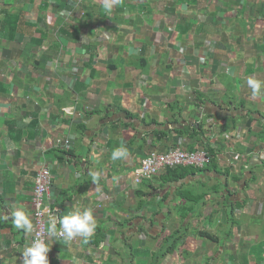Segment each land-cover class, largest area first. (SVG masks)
Here are the masks:
<instances>
[{
	"label": "crops",
	"instance_id": "0c3cea01",
	"mask_svg": "<svg viewBox=\"0 0 264 264\" xmlns=\"http://www.w3.org/2000/svg\"><path fill=\"white\" fill-rule=\"evenodd\" d=\"M249 78L264 81V0H0V264H22L33 232L5 216L22 207L34 229L44 167L54 216L79 205L97 222L88 243L51 236L49 264H264V88ZM178 148L217 164L133 183L152 150Z\"/></svg>",
	"mask_w": 264,
	"mask_h": 264
},
{
	"label": "clouds",
	"instance_id": "9594fccd",
	"mask_svg": "<svg viewBox=\"0 0 264 264\" xmlns=\"http://www.w3.org/2000/svg\"><path fill=\"white\" fill-rule=\"evenodd\" d=\"M118 3L119 0H103V7L107 12H111L113 7ZM247 85L252 90V95L256 96L264 88V81L249 78ZM128 155L127 147L121 146L112 151L111 159L116 161L127 158ZM92 176L94 183L100 178L99 173H92ZM5 219H11L15 228L23 230L25 233L30 234L34 230L32 221L22 207H18L10 216L6 215ZM57 222L60 225L59 232H57ZM96 227L97 222L94 218L93 210L91 208L81 210L79 205H75L72 211L60 217L59 220L57 217L52 216L48 232L51 236L63 237L65 241H71L75 237H82L84 243H88L89 239L94 235ZM49 251L50 247L48 244L38 235L37 238L31 241L30 246L24 248L22 252V264H49Z\"/></svg>",
	"mask_w": 264,
	"mask_h": 264
},
{
	"label": "built area",
	"instance_id": "2783aa9c",
	"mask_svg": "<svg viewBox=\"0 0 264 264\" xmlns=\"http://www.w3.org/2000/svg\"><path fill=\"white\" fill-rule=\"evenodd\" d=\"M82 3L83 0H76ZM60 142V141H59ZM61 143V142H60ZM210 163V155L205 149L196 151H188L183 149H173L168 153H157L152 150L148 156L142 161L141 166L133 174V183L140 184L145 179H151L178 168H193L203 169ZM53 185V175L47 167L39 170L35 177L33 189L32 205L34 209V230L32 239L43 238L48 244L51 237L48 229L50 227L51 217L54 216V211L49 205L50 196ZM59 232V228H57ZM59 239L63 237L57 236Z\"/></svg>",
	"mask_w": 264,
	"mask_h": 264
},
{
	"label": "trees",
	"instance_id": "16d2710c",
	"mask_svg": "<svg viewBox=\"0 0 264 264\" xmlns=\"http://www.w3.org/2000/svg\"><path fill=\"white\" fill-rule=\"evenodd\" d=\"M250 125H251V122L248 121V123L245 125V127H250ZM229 129H230L229 126L228 127L225 126L224 128H221L219 130V135H224V134L229 133ZM182 133H186V131H182ZM206 151H208L209 155L211 156V163H210V165H213V164L216 165L217 164V160H216V157H215L216 151L213 150V148H208V149H206ZM192 170H195V169H193V168H189V169H186V168H178V169H174V170H168L167 172H165L163 174L162 180L164 182H167V181H169V182L171 181L172 182V181H175L177 179H180L181 177H183L185 175H188L189 173L192 172ZM195 171H197V170H195ZM198 171H202V170H198ZM223 175L230 176V174L228 172H223ZM233 179L236 180V181L238 180L237 178H233ZM185 198H186V201L188 203H191L192 202L191 199L189 198V195H187ZM200 200H202V198H200ZM199 233L201 234V232H199ZM202 234H206V233H202ZM171 239H174V237L172 236L170 238V240ZM167 240H169V239H167ZM179 241L180 240L177 239L176 242H173L169 246V249L170 250H174L177 247V244H178Z\"/></svg>",
	"mask_w": 264,
	"mask_h": 264
},
{
	"label": "rangeland",
	"instance_id": "374dc122",
	"mask_svg": "<svg viewBox=\"0 0 264 264\" xmlns=\"http://www.w3.org/2000/svg\"><path fill=\"white\" fill-rule=\"evenodd\" d=\"M210 163H211V156H210ZM210 163H209V164H210Z\"/></svg>",
	"mask_w": 264,
	"mask_h": 264
}]
</instances>
